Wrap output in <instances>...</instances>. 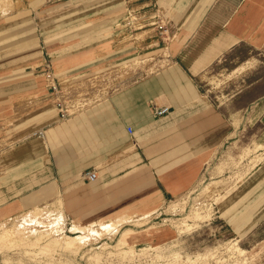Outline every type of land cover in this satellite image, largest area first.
I'll return each instance as SVG.
<instances>
[{
    "label": "crops",
    "instance_id": "0c3cea01",
    "mask_svg": "<svg viewBox=\"0 0 264 264\" xmlns=\"http://www.w3.org/2000/svg\"><path fill=\"white\" fill-rule=\"evenodd\" d=\"M242 49L264 50V0H12L0 14V226L45 208L66 228L142 217L190 193L234 132L198 79ZM161 55L164 67L129 73L75 113L52 99L67 85ZM250 76L233 98H251L235 111L264 130L263 79ZM154 107L168 113L156 117ZM254 166L218 203L234 231L264 216V158ZM88 171L94 181L82 179ZM151 228L129 241L171 236Z\"/></svg>",
    "mask_w": 264,
    "mask_h": 264
},
{
    "label": "rangeland",
    "instance_id": "374dc122",
    "mask_svg": "<svg viewBox=\"0 0 264 264\" xmlns=\"http://www.w3.org/2000/svg\"><path fill=\"white\" fill-rule=\"evenodd\" d=\"M165 60L166 55L155 59L140 58L108 71L112 72L108 89L98 92L94 98L89 96L82 106L65 96L67 86L78 82L61 88L59 92L54 91L52 99L64 111L75 113L99 101L110 89L117 88L115 84L129 73L140 69L142 74L154 73L167 64ZM247 61L253 63L251 68L231 74ZM124 66L128 67L120 70ZM246 74L254 79L262 78L263 84L257 88V92L264 90V50L242 49L237 57L221 59L198 79L203 98L231 117L234 132L206 162L199 181L190 193L166 202L161 216L149 224L152 226L151 231H169L170 238L144 244L130 242L131 245L127 246L122 240V233L130 229L133 236L136 231L147 229L149 226L145 224L148 216H138V219L136 216H121L100 222H113L114 225L107 233L91 234L90 244L77 254L62 252L57 248L52 249L51 253L40 254L37 253L39 249H31L30 252L26 247L0 246V264H264V216L253 219L251 228L234 231L218 209L220 200L246 176L239 182L237 179L250 167L255 165V169L264 158L263 128L254 118L251 120L242 112L235 111L237 106L251 98L250 95H243L238 103L233 98L244 86L241 79ZM261 111L258 110L256 116ZM42 212H46L43 213L46 215L48 210L45 208ZM195 212L203 218L194 220L192 216ZM43 214H40L39 219L45 216ZM35 222L36 219L22 215L1 225L0 231L15 225L29 227ZM183 223L189 226H182ZM63 234H68L66 228L56 235ZM237 248L244 252L241 253Z\"/></svg>",
    "mask_w": 264,
    "mask_h": 264
},
{
    "label": "bare ground",
    "instance_id": "6f19581e",
    "mask_svg": "<svg viewBox=\"0 0 264 264\" xmlns=\"http://www.w3.org/2000/svg\"><path fill=\"white\" fill-rule=\"evenodd\" d=\"M11 7L12 0H0V14L6 13V11L11 9ZM137 65L138 64H135V66ZM127 67L128 66L121 67L120 70H124ZM111 74L112 72L99 74L89 79L81 80L74 85L67 86L65 96L67 98L73 99L75 103L82 106L87 102L89 96L94 98L97 96L98 92L108 89V87L110 86L108 85V81L109 79H111ZM27 104H29L28 107H31L32 105L30 104V102ZM26 216H28L29 218L31 217V219H36L37 222L29 227H21L15 225L3 228V230L0 231V246H18L17 248L26 247L30 250V252L31 249H39V252L37 253L42 252L43 254L48 252L51 253L52 249L55 250V248H57L62 252L67 251L73 254H77L85 246L90 244L89 238L91 234L107 233L112 229V226L114 225L113 222L92 223L86 226L74 223L73 225H71L72 227L66 228L63 218L60 215L56 216L48 212L45 216L42 217V219L38 220L37 218L40 217V214L38 213H29ZM192 218L194 220H200L203 218V216L200 213L195 212L193 213ZM136 219H138V216H136ZM182 226L188 227L189 224L183 223ZM65 228L67 229V233L69 235H56L57 233H61ZM132 233V230L127 229L121 235L123 242L127 246L131 245L129 239ZM237 249L241 253L244 252L240 248ZM35 253H33V255Z\"/></svg>",
    "mask_w": 264,
    "mask_h": 264
},
{
    "label": "built area",
    "instance_id": "2783aa9c",
    "mask_svg": "<svg viewBox=\"0 0 264 264\" xmlns=\"http://www.w3.org/2000/svg\"><path fill=\"white\" fill-rule=\"evenodd\" d=\"M159 29L163 30V25L160 26ZM163 31L166 33L168 32L167 29H164ZM46 74L49 75L48 72ZM167 113H168V108H166V107H154L153 114L156 117L164 116ZM127 131L129 134H132V128L131 127H128ZM96 178H97V176H96V173L94 171H88V172L82 174V179L86 180V181H94ZM147 216H148L147 220L155 219V218L157 220L159 218V216H161V210L157 211L155 213H152L150 215H147Z\"/></svg>",
    "mask_w": 264,
    "mask_h": 264
}]
</instances>
